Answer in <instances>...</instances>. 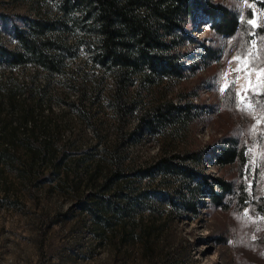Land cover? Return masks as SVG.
I'll return each mask as SVG.
<instances>
[{
  "label": "rangeland",
  "instance_id": "1",
  "mask_svg": "<svg viewBox=\"0 0 264 264\" xmlns=\"http://www.w3.org/2000/svg\"><path fill=\"white\" fill-rule=\"evenodd\" d=\"M222 1L246 9L243 1ZM250 5L258 23L264 24L260 15L264 10ZM0 11L26 17L60 15L58 0H0ZM194 33L206 39L210 35L207 23L198 24ZM0 39L10 47L16 45L13 36L1 28ZM224 55L225 51L216 64L169 89V97L178 100L180 92L200 85L195 102L219 105V111L204 114L183 137L169 136L160 142L143 138L139 145L130 144L127 161H152L162 153L163 142L174 141L178 150H208L205 170L212 177L234 178L236 166L220 169L213 165L211 147L226 134L236 133L248 144L244 179L251 199H258L264 194V73L257 76L254 71L249 86L247 79L237 80L238 73L232 71L237 67L234 50L228 58ZM75 65L89 70L82 59ZM33 72V66L0 71V264H264L257 250L264 233V214L255 208L256 213L246 207L236 216L232 210H208L205 200L199 203L201 214L194 216L182 204L153 196L157 186L166 184L157 178L136 184L139 205L134 221L101 210L94 196L114 191L111 188L106 193L100 187L106 175L104 151L114 141L131 140L116 135L115 118L102 108L97 111L95 132L68 106L77 97L70 88L55 82L42 91L43 74L34 85L25 84ZM225 72L226 89L232 87L235 93L231 108L221 107ZM210 77L215 90L203 82ZM237 93L247 96L254 112L240 111ZM258 118L261 123L257 125ZM124 189L127 193L125 185ZM217 238H226V242L220 244Z\"/></svg>",
  "mask_w": 264,
  "mask_h": 264
},
{
  "label": "trees",
  "instance_id": "2",
  "mask_svg": "<svg viewBox=\"0 0 264 264\" xmlns=\"http://www.w3.org/2000/svg\"><path fill=\"white\" fill-rule=\"evenodd\" d=\"M251 3L264 10V0H247ZM58 10L56 17L0 11V28L16 41L10 47L0 39V71L33 66L25 84L34 85L43 74L42 91L55 82L70 88L77 97L68 106L95 132L97 111L102 108L115 118L116 135L131 140L114 141L104 151L106 175L100 187L106 193L114 191L94 196L101 210L134 221L139 205L136 184L160 178L165 187L157 186L153 196L182 204L194 216L201 214L199 203L205 200L208 210H232L237 216L251 207V212L264 214V194L251 199L244 179L249 153L246 139L239 134H226L211 147L213 165L236 166L234 178L212 177L205 170L208 150H178L174 141L163 142L162 153L152 161H127L130 144L139 145L143 138L160 142L169 136L183 137L204 114L219 111V105L195 102L200 85L180 92L178 100L169 97L177 81L216 64L223 51L224 59L232 50L235 56L244 53L254 38L259 45L254 65L264 67V24L253 28L246 23L254 18L252 7L241 11L222 0H58ZM203 22L210 32L206 39L194 33ZM78 59L88 71L75 65ZM203 82L215 90L212 77ZM234 97L233 88L226 89L221 107L231 108ZM131 119L135 121L129 128ZM216 241L224 244L226 238ZM257 243L258 253L264 256V233Z\"/></svg>",
  "mask_w": 264,
  "mask_h": 264
},
{
  "label": "snow or ice",
  "instance_id": "3",
  "mask_svg": "<svg viewBox=\"0 0 264 264\" xmlns=\"http://www.w3.org/2000/svg\"><path fill=\"white\" fill-rule=\"evenodd\" d=\"M243 3L246 7H254L253 5H248L247 0H243ZM260 15L264 16V13H261ZM258 19H259L258 17L254 16L253 19L247 20L246 23L251 25L253 28L260 27L262 25H260L258 23ZM261 39L264 40V37H262ZM256 44H257V41L252 40L251 46L247 47L244 53H237V55L233 57V60L237 62V67L235 69H232V71L238 73L236 79L237 80H240L241 78L247 79L249 86L251 84L250 77L254 71L256 72L257 76H259L261 73H264V68L256 69V67L254 65V61L258 58V54H259L258 50H256ZM249 65H252V67H249ZM222 78L225 80L224 86L220 89V91L223 93L226 90V88L228 87L227 72L222 73ZM235 82L236 81H232L233 84ZM244 87H245V85L242 84L241 85V91L244 90ZM237 96L239 98L238 103H237V107L240 109V111H242V112L246 111V112H250V113L255 111L251 101L247 99L246 95L242 96V95H240V93H237ZM260 123H261V119L258 118L257 119V125ZM250 131L252 133H255L256 125H254L252 127V129H250ZM262 136H264V133H262ZM250 151H251V149H250ZM244 216L247 217V213H245Z\"/></svg>",
  "mask_w": 264,
  "mask_h": 264
}]
</instances>
